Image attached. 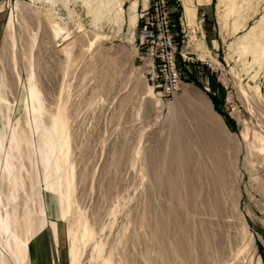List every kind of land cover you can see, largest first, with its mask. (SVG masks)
<instances>
[{
  "label": "rangeland",
  "instance_id": "374dc122",
  "mask_svg": "<svg viewBox=\"0 0 264 264\" xmlns=\"http://www.w3.org/2000/svg\"><path fill=\"white\" fill-rule=\"evenodd\" d=\"M148 2L0 0V264H264V0H170L222 67L173 96L143 75Z\"/></svg>",
  "mask_w": 264,
  "mask_h": 264
},
{
  "label": "built area",
  "instance_id": "2783aa9c",
  "mask_svg": "<svg viewBox=\"0 0 264 264\" xmlns=\"http://www.w3.org/2000/svg\"><path fill=\"white\" fill-rule=\"evenodd\" d=\"M173 11L170 0H149L140 12L137 24L139 45L143 50V75L164 96H173L180 90L190 67L198 70L199 78L204 71L216 77L222 75L217 58H194L183 51L180 31H184V24L180 17L174 16ZM191 80L193 83V78ZM204 89L209 91V87Z\"/></svg>",
  "mask_w": 264,
  "mask_h": 264
},
{
  "label": "bare ground",
  "instance_id": "6f19581e",
  "mask_svg": "<svg viewBox=\"0 0 264 264\" xmlns=\"http://www.w3.org/2000/svg\"><path fill=\"white\" fill-rule=\"evenodd\" d=\"M185 15L186 16H193L194 15V7L191 5V4H186L185 5ZM192 19V18H191ZM189 21V20H188ZM182 132H184L183 131V128H182ZM210 143H213V141L211 142L210 141ZM214 144V143H213ZM214 146H215V144H214ZM173 149H172V152H171V156L173 157V158H175V159H177V162L178 163H180V164H185V161H184V155H185V148H186V137L183 135V133H178V134H176L175 135V139H174V144H173V147H172ZM188 148V147H187ZM186 148V149H187ZM216 148V147H215ZM187 150H189V149H187ZM186 150V151H187ZM187 153V152H186ZM189 153V152H188ZM173 161H174V159H173ZM163 227V226H162ZM163 231V230H162ZM163 233V232H162ZM177 241V240H176ZM174 243V242H173ZM176 243V242H175ZM186 244V243H185ZM185 244L183 243V241L182 240H180V241H178L176 244H174L175 245V247L176 248H174V249H176L178 252H180L181 253V251H183L184 252V250H187V251H189L190 250V247H189V250L188 249H186V248H188V246H186L185 247V249H184V246H185ZM187 245V244H186ZM171 246H173L172 244H171ZM173 248V247H172ZM184 249V250H183ZM171 250V249H170ZM175 250V251H176ZM192 250V249H191ZM191 250H190V252H191ZM179 253V254H180ZM192 253V252H191ZM183 254V253H182ZM184 255V254H183ZM184 256H187L186 255V253H185V255ZM192 256H193V254H192ZM180 257V256H179ZM188 258H189V256H187ZM194 257V256H193ZM192 261V259H189V261ZM184 261H185V259H184ZM189 263H191V264H193V262H189Z\"/></svg>",
  "mask_w": 264,
  "mask_h": 264
},
{
  "label": "trees",
  "instance_id": "16d2710c",
  "mask_svg": "<svg viewBox=\"0 0 264 264\" xmlns=\"http://www.w3.org/2000/svg\"><path fill=\"white\" fill-rule=\"evenodd\" d=\"M175 13V12H174ZM195 81H197V80H195ZM197 84H198V82H197ZM211 101L213 102V106H214V108H215V110L222 116L223 114H222V111H220V107H219V101L217 102H215V100H214V97L213 98H211ZM215 102V103H214ZM226 117V116H225ZM226 121L228 122V123H230V119H228L227 117H226Z\"/></svg>",
  "mask_w": 264,
  "mask_h": 264
},
{
  "label": "crops",
  "instance_id": "0c3cea01",
  "mask_svg": "<svg viewBox=\"0 0 264 264\" xmlns=\"http://www.w3.org/2000/svg\"><path fill=\"white\" fill-rule=\"evenodd\" d=\"M31 245H34L35 246V243L33 244V243H31ZM32 248V247H31Z\"/></svg>",
  "mask_w": 264,
  "mask_h": 264
}]
</instances>
